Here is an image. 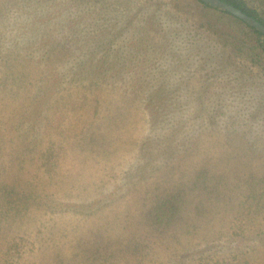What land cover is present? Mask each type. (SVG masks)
Masks as SVG:
<instances>
[{"label": "rangeland", "instance_id": "rangeland-1", "mask_svg": "<svg viewBox=\"0 0 264 264\" xmlns=\"http://www.w3.org/2000/svg\"><path fill=\"white\" fill-rule=\"evenodd\" d=\"M260 43L197 0H0V264H264Z\"/></svg>", "mask_w": 264, "mask_h": 264}, {"label": "trees", "instance_id": "trees-1", "mask_svg": "<svg viewBox=\"0 0 264 264\" xmlns=\"http://www.w3.org/2000/svg\"><path fill=\"white\" fill-rule=\"evenodd\" d=\"M197 1L199 3H201V4H203L205 7H210V8L213 7V6L207 4V3L203 2V1H200V0H197ZM225 1L228 2V3H231L233 5H235L236 7H238L239 9H241L242 11H244L245 13H247L248 15L253 16L254 18H256L257 20H259L261 23L264 24V19H262L260 16H258L257 12L254 9L248 7L247 5H244L241 1H238V0H225ZM213 8L215 9L216 7H213ZM221 11L223 13H225V14H228L229 16L234 17L233 15L227 13L226 11H223V10H221ZM234 19H237L238 21H240L241 23H243V25H245L249 30H251V32L254 33L255 35L263 36V34H261L259 31H257L254 27L248 25L247 23H245L244 21L240 20L239 18L234 17ZM257 46H258V44H257ZM259 48H260V51L262 53H264V44L260 43ZM13 189H14L15 193L18 196H22L24 194V192L18 191L15 187H13L12 190ZM6 194L11 195V189L7 188V193ZM44 199L47 200V201H50L52 203L55 202V199L51 198V195L48 194V193L44 196ZM44 199H39L38 202H42L43 203V200ZM10 200H11V197H10ZM10 200L8 201V203L10 202ZM10 204H13V209H11V211L16 212L17 211V208H18L17 205L15 203H13L12 200H11ZM162 204H163L162 210L160 211V213H156V217L158 218L159 221L160 220L167 221V220L170 219V215H168V209H169V205H170L169 198H168V200L166 202H162ZM3 212H4V215H5L9 211H5L4 210Z\"/></svg>", "mask_w": 264, "mask_h": 264}, {"label": "water", "instance_id": "water-1", "mask_svg": "<svg viewBox=\"0 0 264 264\" xmlns=\"http://www.w3.org/2000/svg\"><path fill=\"white\" fill-rule=\"evenodd\" d=\"M213 7L226 11L227 13L239 18L248 25L254 27L257 31L264 35V24L251 15H248L235 5L226 2L225 0H200Z\"/></svg>", "mask_w": 264, "mask_h": 264}]
</instances>
